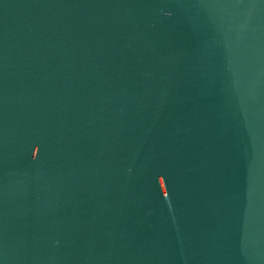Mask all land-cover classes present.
<instances>
[{
    "label": "water",
    "instance_id": "1",
    "mask_svg": "<svg viewBox=\"0 0 264 264\" xmlns=\"http://www.w3.org/2000/svg\"><path fill=\"white\" fill-rule=\"evenodd\" d=\"M0 264H264V0H0Z\"/></svg>",
    "mask_w": 264,
    "mask_h": 264
}]
</instances>
